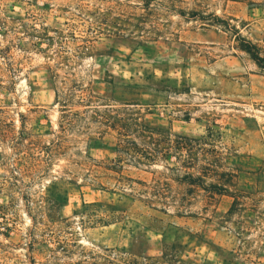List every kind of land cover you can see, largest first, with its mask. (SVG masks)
<instances>
[{
    "label": "rangeland",
    "instance_id": "obj_1",
    "mask_svg": "<svg viewBox=\"0 0 264 264\" xmlns=\"http://www.w3.org/2000/svg\"><path fill=\"white\" fill-rule=\"evenodd\" d=\"M237 35L264 58V0H0V264H264Z\"/></svg>",
    "mask_w": 264,
    "mask_h": 264
},
{
    "label": "trees",
    "instance_id": "obj_2",
    "mask_svg": "<svg viewBox=\"0 0 264 264\" xmlns=\"http://www.w3.org/2000/svg\"><path fill=\"white\" fill-rule=\"evenodd\" d=\"M216 20H217V22H219V24L225 23V21H223L220 18H216ZM236 39L240 42V49L245 51L246 53H248L249 56L252 58V60H254L259 67H262L261 64L264 62V58L260 55V51H259L258 47L256 45L252 44L251 42L247 41L246 39H244L241 36L237 35ZM0 88H3V87H0ZM57 98H59V94L57 95ZM9 133H13L12 125L7 123L6 121L5 122L0 121V136H2V138L7 137V135ZM17 139H18V141H14L13 139L11 141L13 144L12 147H14V148H19V147H21V145L24 144V140L22 138H17ZM2 141H4V140L2 139ZM50 148H51L50 146H45V147H41L40 149H41V151H47ZM26 172H28V171H26ZM184 178H186L185 180L190 184H193V182H195V180H200L202 182L201 178H199V179L195 178L194 175H192V173H187L184 176Z\"/></svg>",
    "mask_w": 264,
    "mask_h": 264
}]
</instances>
